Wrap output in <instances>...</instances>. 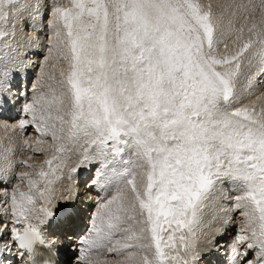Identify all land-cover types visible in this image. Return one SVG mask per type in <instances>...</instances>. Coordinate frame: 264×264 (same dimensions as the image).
Returning <instances> with one entry per match:
<instances>
[{"label": "snow or ice", "instance_id": "obj_1", "mask_svg": "<svg viewBox=\"0 0 264 264\" xmlns=\"http://www.w3.org/2000/svg\"><path fill=\"white\" fill-rule=\"evenodd\" d=\"M41 7L50 8L55 33L49 53L62 45L68 70L59 72V88L41 90L24 106L31 121L21 120L20 128L34 125L37 145L49 136L57 142L45 161L49 171L57 154L70 151L66 145L83 141L80 163L98 158L100 164L93 185L113 177L122 185L94 215L81 242L125 256L116 264H189L178 240L183 255L191 254L197 264L198 230L210 213L223 210L218 200L227 185L240 193L231 211L245 222L231 245L232 264H264V108L238 106L240 79L251 86L264 77V0L228 5L244 9V20L251 21L235 28L228 20L236 33L228 54L217 51L223 15L218 18L200 0H68V6L0 0L4 49L16 51L9 42L15 21ZM253 60L259 68L245 75ZM48 175L43 167L38 180L21 173L29 191L11 194L14 222L25 225L22 231L13 226L12 238L30 253L43 241L29 214L54 215L34 208L32 189ZM57 213L71 224L77 208L65 199Z\"/></svg>", "mask_w": 264, "mask_h": 264}, {"label": "bare ground", "instance_id": "obj_2", "mask_svg": "<svg viewBox=\"0 0 264 264\" xmlns=\"http://www.w3.org/2000/svg\"><path fill=\"white\" fill-rule=\"evenodd\" d=\"M42 2L51 4L52 0H42ZM200 2L205 7L211 4L218 18L223 15V31L219 33L222 43H219L217 51L219 54L230 53L235 46L236 33L233 28L228 26V20H232L235 28H239L241 25L246 28L251 21L244 20L246 15L244 9H228V5L249 4L252 0H200ZM57 3L62 6H68V0H57ZM233 12H235V15H232ZM255 15L257 18L259 17L258 12ZM50 19V8L48 7H41L39 12H25L15 21V39H9L12 49L16 51L4 49L0 45V111L7 113V118L4 120L0 119V222H3L0 223V250H3L0 253V259L7 257V261L5 260L4 264H11L15 261L12 254L13 250L11 249L13 247L10 243L12 237L11 228L15 226L21 229L24 225L23 223L15 224L14 222V217L11 213V194L16 190L27 193L29 191L28 177L38 180V173L43 167V170L49 172V175L41 180L36 188L32 189L35 193L34 198L36 201L34 208L37 210L47 208L49 211L54 212L57 211L58 206L62 205L65 199L74 202L77 208L76 218L73 223L69 224L66 221L65 224L55 231L48 232L46 234L47 237L50 240H54L57 244L62 243L68 238V235L73 234L79 228L77 227L78 222L85 218L89 229L84 237L72 246L74 252L78 253V257L73 261V264H116L118 260L125 259V256L109 253L106 248L89 249L81 241L89 235L94 215L102 210V205L106 201L111 200L117 194L118 188L122 186L119 180L113 177L106 183L101 182L98 187L93 185L92 181L97 178L100 164L98 158H94L90 164L80 163L83 141L75 145H66L70 148V151L57 154L58 159L53 161V171H49L45 161L51 159L54 155V144L57 142L52 141L49 136L44 138L42 144L37 145L36 140L39 134L36 132L35 126L29 123L23 129L20 128L21 120L31 121V115L24 111V106L33 103L41 90L47 93L49 86L59 88V72L68 70L67 61L60 54V52L66 51L62 45L60 51L53 48L52 52L49 53V48L52 47L50 41L55 42L54 29L49 26ZM248 36L249 33L245 30L244 38L247 39ZM4 52H7V56L3 55ZM25 56H29V59H26ZM5 68L8 73L6 77L4 76ZM258 68V60H253L251 65H245L244 73L245 75H251ZM44 72L49 73L51 78L45 77L43 75ZM32 81L33 83H31ZM238 91L240 93V104L238 106L255 107L258 111L264 108V77H256L251 86L242 77L238 83ZM25 93H27L26 99H24ZM22 99L24 100L21 102ZM14 114L15 116H11ZM20 116L23 118H19ZM25 140L28 141V144L24 143ZM59 143L66 144L65 141H60ZM21 144L28 148L24 147L25 150L20 151ZM37 148L43 149V151H35ZM18 153L22 157H18ZM128 158L126 154L125 159ZM22 160L26 164L21 163ZM72 162L79 163L73 164ZM28 165H31V167H28ZM124 167L125 165H120L119 169L122 170ZM73 168L76 171H72ZM25 172L28 173V177L23 182L20 181V184L19 182L11 181L9 178L11 176L19 181L21 180L20 174ZM109 176H111L110 171ZM48 181H51V183H48ZM53 183L56 186L51 188ZM72 185L76 186V189H74L76 191V200L75 196L73 198V192L70 189ZM100 187L104 189L103 195L102 193L99 195L96 193L97 188ZM9 188L13 189L12 193L7 190ZM37 189L42 191L44 195L40 196ZM84 189H89L91 199L83 196ZM104 192L106 197H104ZM239 194V192L232 191L226 185L222 198L218 200L220 208L223 210L210 213L198 230L199 239L195 241L196 249L199 253L197 264L205 263L207 258H224L225 254L229 253L236 235L245 226L240 212L231 211L235 203V196ZM5 208H8L7 212L4 211ZM86 208H88L87 211H85ZM89 210L91 213H88ZM29 215L30 223L33 220H36L35 223H37L41 217L45 216L43 212L38 211H34ZM4 225L8 227L5 228ZM178 235L179 233H177ZM72 241H76L75 238ZM5 245L10 251L5 250ZM177 249L183 258L188 260L189 264H192V255H183L184 249L180 247L178 240ZM166 251L170 250L166 249ZM228 258L232 264V250Z\"/></svg>", "mask_w": 264, "mask_h": 264}, {"label": "rangeland", "instance_id": "obj_3", "mask_svg": "<svg viewBox=\"0 0 264 264\" xmlns=\"http://www.w3.org/2000/svg\"><path fill=\"white\" fill-rule=\"evenodd\" d=\"M61 1V0H60ZM22 58V57H21ZM25 58L26 59H29V56H25ZM23 60V59H22ZM68 64V63H67ZM22 65H24V63H22ZM29 66V65H28ZM34 69V68H33ZM31 83H33V81L31 82ZM33 86V85H32ZM39 92V91H38ZM37 92V93H38ZM33 94V93H32ZM34 95V94H33ZM36 96V95H35ZM34 96V97H35ZM29 103V102H28ZM22 104V103H21ZM28 115V114H27ZM19 118H23L22 116H20ZM16 119H18V118H16ZM21 122V121H20ZM21 146V148L19 149L20 151L21 150H25V148L24 147H26V148H28L27 146H23V144H21L20 145ZM23 147V148H22ZM18 157H22V155L21 154H19L18 153ZM22 161H24V160H22ZM33 163V162H32ZM73 164H76V163H79V162H72ZM33 165V164H32ZM67 173H68V171H66ZM9 176V175H8ZM9 178L11 179V181H13V182H19V184H20V181H24L25 179H23V180H16V179H14V178H12L11 176H9ZM56 185L53 183L52 184V186H51V188H53V187H55ZM73 186V187H72ZM72 186H70V189L72 190V192H73V198H74V196H75V200H76V191L74 190V189H76V186H74V185H72ZM8 191H10V193H12L11 191L13 190V189H11V188H9V189H7ZM89 189H84V194H83V196L84 197H86V198H89V199H91V195H90V191H88ZM230 196V195H229ZM82 198V197H81ZM84 199V198H83ZM93 200V199H92ZM91 210V209H90ZM88 211V213H91V211ZM0 223H3V222H0ZM89 229V228H88ZM10 237V236H9ZM65 238V237H64ZM11 249H13V248H11ZM74 257H78V255L76 254ZM3 258V257H2ZM7 261V260H6ZM8 264V263H7ZM11 264H15V261H13Z\"/></svg>", "mask_w": 264, "mask_h": 264}]
</instances>
